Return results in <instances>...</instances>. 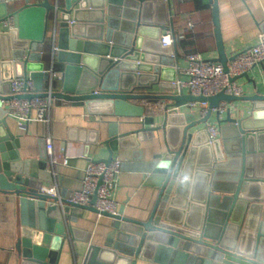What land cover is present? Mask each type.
<instances>
[{"label":"water","instance_id":"1","mask_svg":"<svg viewBox=\"0 0 264 264\" xmlns=\"http://www.w3.org/2000/svg\"><path fill=\"white\" fill-rule=\"evenodd\" d=\"M50 0L26 5L8 14L0 0V60L17 59L26 65L29 59H41L50 21L56 47L77 54L80 66L103 75L109 70L142 71L151 64L167 65L165 58L174 55L170 66L176 67L175 45L162 47L161 31L172 26L170 0ZM211 5L217 58L227 63L219 30L217 0ZM14 18L6 28L7 17ZM264 27V26H263ZM6 28V30H3ZM264 29V28H263ZM56 41V40H55ZM138 63V64H137ZM246 75V74H245ZM27 79L26 72L23 75ZM237 78L232 79L236 81ZM48 94L29 93L16 99L46 98ZM52 99L144 100L167 101L169 107L208 102L205 124L212 109L221 102L230 104L241 99L261 100L264 96L233 97L221 92L212 97H195L189 93L145 95L102 93L74 95L67 91L52 92ZM13 96L0 94V101ZM141 127L127 133L112 128L102 143L107 157L94 162L109 164L113 153L124 144L138 148L140 135L152 132L144 118ZM220 138L209 142L205 130L188 132L175 149L143 161L136 152L132 163L121 162L120 170L138 169L144 174V186L157 190L154 208L145 221L102 212L111 219L112 231L102 247L90 245L84 264H137L140 260L160 264H264V130L245 132L240 122L230 117L218 121ZM20 142L10 130L6 117H0V192L11 196L16 211L14 260L16 264H59L72 235L68 226L85 210L98 213L89 205L80 207L69 202L72 194L53 197L40 192L52 182L45 144L38 158L22 159ZM151 257V258H150Z\"/></svg>","mask_w":264,"mask_h":264},{"label":"crops","instance_id":"2","mask_svg":"<svg viewBox=\"0 0 264 264\" xmlns=\"http://www.w3.org/2000/svg\"><path fill=\"white\" fill-rule=\"evenodd\" d=\"M42 1L28 0L31 4ZM62 1L60 0L61 5ZM26 2L27 0H13L7 6V13L21 9ZM50 2L54 4L56 0ZM217 9L219 30L227 57L249 50L260 41V36L264 34V0H217ZM211 10L208 0H170L172 26L161 31V36L168 28L177 30L186 23L193 24L186 31L185 37L174 44L178 67L169 65L175 58L172 55L165 58V66L151 64L150 69L140 72L112 69L103 75H98L86 66H80V57L77 54L57 49V38L56 41L53 40V23L50 21L46 34L49 46L40 60H37L36 54L26 65L17 59L0 60V94L7 95L9 82L15 77H23L26 72L27 79L33 83L34 92L39 94L51 90L67 91L74 95L93 92L176 95V81L186 80L185 76L179 74L180 70L186 68V55L193 53L207 60L217 58ZM235 82L242 88L241 97L256 94L264 96V62L255 65L246 75L239 76ZM182 92L186 95L187 88H183ZM168 103L144 100L53 99L48 127L33 122L22 129L9 117L6 118V123L18 137L19 155L22 159L38 158L45 138L49 136L52 139V154L58 162L53 166L49 165L48 169L53 178L51 184L57 186L58 195L61 197L80 188L83 170L89 160L98 161L108 156L102 143L108 139L112 128L119 134L127 133L140 128V122L144 118L153 119L152 126L145 127L155 129L140 135L135 152L130 148L132 143H129L113 153V158H119L123 163H132L137 151L142 154L143 161H151L154 156L164 155L166 150L177 148L189 126L188 132L205 130V124L200 123L204 118L201 117L203 107L199 103L169 107L165 110ZM3 109L0 101V117L3 116ZM226 109L220 116L212 111L208 123L219 127V120L230 117L240 122L245 132L264 130V101L241 99L227 104ZM220 137L219 133L218 138ZM66 157L68 162L63 165L62 161ZM144 178V174L138 169L120 170L111 195L118 204V210L119 206L124 207L123 215L136 221H145L149 217L157 195L155 188L143 185ZM68 226L72 228V235L64 242L59 264H84L88 247H102L112 231L109 217H97L96 213L89 210H85L81 217H77ZM15 233L16 211L12 197L0 192V264H16L12 252ZM137 264L160 263L153 259H138Z\"/></svg>","mask_w":264,"mask_h":264},{"label":"built area","instance_id":"3","mask_svg":"<svg viewBox=\"0 0 264 264\" xmlns=\"http://www.w3.org/2000/svg\"><path fill=\"white\" fill-rule=\"evenodd\" d=\"M8 6L13 0H2ZM14 18L10 15L4 22L6 28L13 27ZM193 27L192 23H186L184 27L179 29L168 28L160 38L161 46L168 47L174 45L176 42L185 37L187 30ZM54 40V38H53ZM54 44V43H53ZM56 48L53 46V50ZM264 62V34L260 36V41L251 49L239 52L236 56L227 63V71L225 72L223 66L214 63L207 59H202L197 54L186 55V68L179 71L180 75L186 77L185 81L178 79L176 81L178 93L182 92L183 88H187L188 93L192 96L198 97H212L223 92L225 95L239 97L242 95V88L237 85L232 79L247 74L255 65ZM138 64V63H137ZM178 67V66H176ZM140 72V71H137ZM8 96H13L9 101H1L3 103V115L7 118H13L19 128L25 129L30 123L38 122L45 126H49L50 112L53 107V99L49 96L51 90L47 91L46 98H31L16 99L15 96L21 94L35 93L33 83L31 80L24 79V77L13 78L8 85ZM183 93V92H182ZM98 94V92H93ZM203 110L201 117L207 114L208 102L199 103ZM226 102H221L218 108L212 109L217 116L226 109ZM206 135H208L209 142H212L219 137V127L213 124L205 123ZM45 151L48 157L49 165L57 164V158L52 154V139L48 136L45 138ZM68 158H64L63 165H66ZM121 161L116 158L109 164L104 162H94L89 160L83 170L84 176L81 181V186L76 190L69 202L84 207L89 205L94 194L96 199L93 207L97 209V217H101L102 212L110 215H116L118 212V204L112 199L111 195L116 186V178L120 173ZM40 192L53 197H60L58 195L57 186L55 184L45 185L40 188Z\"/></svg>","mask_w":264,"mask_h":264},{"label":"trees","instance_id":"4","mask_svg":"<svg viewBox=\"0 0 264 264\" xmlns=\"http://www.w3.org/2000/svg\"><path fill=\"white\" fill-rule=\"evenodd\" d=\"M47 32H48V29H47ZM47 32H46V34H47ZM48 41H47V39L45 40V44H44V48H43V52H45L47 49H48Z\"/></svg>","mask_w":264,"mask_h":264}]
</instances>
